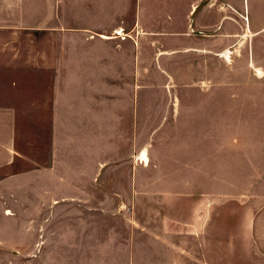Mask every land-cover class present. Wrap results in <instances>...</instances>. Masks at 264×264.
Listing matches in <instances>:
<instances>
[{
  "label": "crops",
  "instance_id": "obj_1",
  "mask_svg": "<svg viewBox=\"0 0 264 264\" xmlns=\"http://www.w3.org/2000/svg\"><path fill=\"white\" fill-rule=\"evenodd\" d=\"M223 8L219 31L218 0H0V217L32 181L34 264H264L261 252L212 250V193L200 186L187 205L179 158L155 171L157 147H181L163 135L184 123L180 87L212 107L219 51L226 64L244 52L219 48V35L237 36Z\"/></svg>",
  "mask_w": 264,
  "mask_h": 264
},
{
  "label": "rangeland",
  "instance_id": "obj_2",
  "mask_svg": "<svg viewBox=\"0 0 264 264\" xmlns=\"http://www.w3.org/2000/svg\"><path fill=\"white\" fill-rule=\"evenodd\" d=\"M218 6L219 31L225 7L232 16L225 22L226 30L237 35L224 41L219 35V48L226 46V40L233 50L244 52H233L226 64L219 49L212 107L199 98V88L180 87V93L185 94L184 123L180 122V132L163 135L180 139L181 147L172 148L173 154L166 153L164 146L157 147L159 167L155 171L170 168L163 164L166 156L179 158L180 163L173 166L174 171L183 173L187 205L191 201L188 195L200 186L203 194L212 193L217 208L212 250L220 254L264 253V49L259 50L264 48V4L218 0ZM242 28L245 36H241ZM252 54L254 65L247 66ZM31 75L24 73L26 80H32ZM251 76L263 82L249 83ZM26 111L32 113V109ZM33 129L32 114L18 116L19 138L26 143L22 154L27 159L18 160L16 171L32 170ZM22 189L4 199L8 213L5 219L0 217V264H34L32 181Z\"/></svg>",
  "mask_w": 264,
  "mask_h": 264
},
{
  "label": "built area",
  "instance_id": "obj_3",
  "mask_svg": "<svg viewBox=\"0 0 264 264\" xmlns=\"http://www.w3.org/2000/svg\"><path fill=\"white\" fill-rule=\"evenodd\" d=\"M115 35L121 37V39L124 38L123 35H122V31L121 30L115 31Z\"/></svg>",
  "mask_w": 264,
  "mask_h": 264
},
{
  "label": "bare ground",
  "instance_id": "obj_4",
  "mask_svg": "<svg viewBox=\"0 0 264 264\" xmlns=\"http://www.w3.org/2000/svg\"><path fill=\"white\" fill-rule=\"evenodd\" d=\"M142 159H144V161H146V157L144 155V153L142 154ZM140 160V159H139ZM142 161V160H141Z\"/></svg>",
  "mask_w": 264,
  "mask_h": 264
}]
</instances>
